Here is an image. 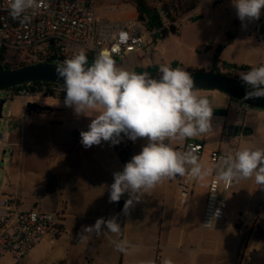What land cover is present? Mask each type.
Segmentation results:
<instances>
[{"label":"crops","instance_id":"crops-1","mask_svg":"<svg viewBox=\"0 0 264 264\" xmlns=\"http://www.w3.org/2000/svg\"><path fill=\"white\" fill-rule=\"evenodd\" d=\"M256 21V26L264 22V14L262 19ZM257 39L264 45L260 36ZM212 93L216 92H210L205 97L213 108L212 135H215L216 144L220 146L222 142L228 144L233 137L231 128L244 126L237 123L234 101L226 98L225 94ZM66 112L59 109L54 113L33 114L26 113L23 108L17 126L11 133L3 132L0 135V176H5L0 195L9 196L21 209L39 208L58 212L61 224L59 239L68 234L76 238L82 226L94 224L99 217L107 219L117 215L118 203L108 202L109 194L105 185L113 182L112 174L121 171L124 164L139 153L146 143L143 138L132 142L123 137L114 146L110 142H102L86 149L71 133L74 130L86 131L91 118L98 112L89 111L87 116ZM226 131L227 137H224ZM207 136L193 140L172 139L168 142L177 149L185 141H199L205 148ZM210 144V147L215 146L213 142ZM6 150L9 151L7 156ZM121 151H124L122 156ZM204 159L206 162V157L201 162ZM238 182H232L230 194L237 192ZM195 190L194 183L192 196L185 203H180L174 178H165L145 194L142 202L136 204L129 215H122L119 234L92 235L84 243L92 246L101 264H153L155 259L157 264H162L165 259H171L173 264H201L203 250L200 248L205 236L219 227L211 230L200 228L203 202L199 200L196 202L195 217L203 234L200 238H194L187 233L185 212L191 205ZM125 199L127 196L121 199L123 205ZM238 215L226 214V217L232 218L225 221V217L221 228L232 231ZM113 240H126L127 251L116 250L111 242ZM42 242L30 251L25 263ZM79 255L77 261L72 259L66 263L89 264L88 257Z\"/></svg>","mask_w":264,"mask_h":264},{"label":"clouds","instance_id":"clouds-1","mask_svg":"<svg viewBox=\"0 0 264 264\" xmlns=\"http://www.w3.org/2000/svg\"><path fill=\"white\" fill-rule=\"evenodd\" d=\"M42 0H7L8 16L23 24L41 9ZM242 26L259 20L264 0H231ZM31 14V15H30ZM122 36L126 34L122 33ZM115 51V49H113ZM55 73L63 79L64 105L75 115L98 112L86 131H80V143L88 149L102 142L117 145L123 137L132 142L145 139L139 153L114 172L113 182L105 185L108 202L125 199L122 214L127 216L145 194L165 178L190 175L203 180L213 169L205 168L195 151H179L168 141L189 139L214 132L213 108L205 96L198 94L193 75L181 67L159 66V76L147 71L138 73L118 66L108 51H101L89 65L83 48L59 62ZM245 87V99L264 98V64L238 74ZM220 180L238 182L254 178L264 188V148H244L222 157L215 166ZM219 213V210H217ZM119 216L99 217L77 233L79 242L90 236L119 234ZM120 252L127 251L126 240L111 241ZM162 264H173L165 259Z\"/></svg>","mask_w":264,"mask_h":264},{"label":"rangeland","instance_id":"rangeland-1","mask_svg":"<svg viewBox=\"0 0 264 264\" xmlns=\"http://www.w3.org/2000/svg\"><path fill=\"white\" fill-rule=\"evenodd\" d=\"M155 2L156 0H147V4L151 7L155 6ZM95 6L97 15L109 20L136 19L134 0H95ZM263 14L264 10L260 19ZM256 23V20L245 22L242 26L235 9L231 6V0H200L194 11L178 20L177 32L174 35L158 39L157 31L148 30L143 23L142 46L126 47L124 55L115 61L118 66L128 70L138 73L153 71L155 74L159 73V66L162 64L190 71L205 69L211 65L214 71L229 74L239 80V73L264 64V45H261L257 39ZM6 63L12 69L20 65L18 61L3 58V64ZM33 89L35 92L32 91L29 83L12 87L7 97L5 90L0 92V101H3L0 110V135L3 132L11 133L17 126L23 108L26 111V103L48 107L26 113L48 114L61 109L66 110L67 114L75 115L72 108L64 105V100L58 99V94L64 93L61 87ZM47 90L53 92L54 97L45 96L44 92ZM210 92H216L212 94L221 96L223 94L218 91L198 90L200 96H207ZM224 96L231 101L235 100L227 95ZM246 110L245 113L236 110L237 123L243 125L249 134L233 136L228 144L222 142L220 146L216 144L215 135L197 136L201 138L207 136L204 158L209 151L217 148L227 155L244 148H264V110L255 108ZM223 135L227 137V131ZM189 139L193 140V138ZM210 142H213V145L215 143V146L210 147ZM8 153L9 151L6 150L5 156ZM201 164L209 168L205 159ZM208 177L209 175L203 180L191 177L196 190L191 205L185 212V226L187 233L194 238H200L203 234L197 225L195 210L197 201L200 200L204 204ZM4 178L5 176H0V186ZM224 199L228 205L226 214L230 213L233 216L234 213H239L237 223L232 231L221 228L223 224L220 223L218 229L207 233L200 248L203 250L201 264H264V188H259L254 178L242 179L238 182L237 192L233 195L230 193L225 195ZM230 218L232 217L227 216L225 221H229ZM60 227L59 223L53 236L54 242L44 240L36 252L29 255L26 264H64L72 259L77 261L76 257L79 254L88 257L89 264H101L100 257L93 253L90 244L81 243L77 237L69 234L59 239ZM194 249L197 251L198 247L195 245ZM7 263L8 259L0 261V264Z\"/></svg>","mask_w":264,"mask_h":264},{"label":"built area","instance_id":"built-area-1","mask_svg":"<svg viewBox=\"0 0 264 264\" xmlns=\"http://www.w3.org/2000/svg\"><path fill=\"white\" fill-rule=\"evenodd\" d=\"M143 31L142 24L135 18L109 20L98 16L95 0H42L39 13L23 24L8 16L7 0H0V52L4 58L27 65L58 64L81 48L85 50L89 64L101 51H108L116 60L124 55L126 47L142 46ZM2 65L3 60L0 61ZM10 90H5L6 97ZM234 107L243 112L249 108L236 100ZM189 149L196 152L201 162L204 144L185 141L177 148L179 151ZM225 156L227 154L217 149L206 156V163L213 172L206 184L200 218L202 230L215 228L226 217L224 196L231 191L232 182L220 180L215 172V166ZM174 180L179 201L185 203L193 194L194 182L187 174ZM59 223L58 212L21 209L9 196L0 195V261L8 259L7 264H26V257L36 245L44 240L54 242Z\"/></svg>","mask_w":264,"mask_h":264},{"label":"water","instance_id":"water-1","mask_svg":"<svg viewBox=\"0 0 264 264\" xmlns=\"http://www.w3.org/2000/svg\"><path fill=\"white\" fill-rule=\"evenodd\" d=\"M257 34L264 42V22L257 27ZM57 64H31L16 69L4 70L0 68V92L12 87L32 83L47 82L63 85V79L57 77L55 67ZM193 75L198 90L218 91L235 99L236 101L248 106L249 108L264 110V98L245 99V87L240 80L221 73L209 72L206 70L188 71ZM3 101H0V110ZM27 112L40 109H48V107H39L34 104L26 103ZM247 129L243 131L246 134Z\"/></svg>","mask_w":264,"mask_h":264},{"label":"trees","instance_id":"trees-1","mask_svg":"<svg viewBox=\"0 0 264 264\" xmlns=\"http://www.w3.org/2000/svg\"><path fill=\"white\" fill-rule=\"evenodd\" d=\"M200 0H156V4L154 7H151L147 4V0H134L135 2V12H136V20L139 21L142 25L143 23L146 24L148 30L154 29L157 31V38L163 39L167 35H174L177 32V22L178 20L184 16L187 13H190L194 11L198 5ZM196 19V18H194ZM4 56L3 53L0 52V61L3 60ZM92 61L90 62V64ZM89 64V65H90ZM175 64V63H174ZM27 64L20 63V65L17 67H22ZM1 69L9 70L12 69L9 64H3L0 66ZM152 69H149L151 71ZM189 71V69H186ZM200 70H206L209 72H216L212 69V66L207 67L205 69ZM150 74L153 77H158L159 73L155 74V72L151 71ZM222 74V73H221ZM227 76H231L229 74H224ZM232 77V76H231ZM32 86V91H34L33 88H42V87H54V88H64L62 85L53 84V83H47V82H32L30 83ZM45 93V96L48 97H54L53 92L50 90H47ZM65 93L58 94V99L64 100ZM80 131L74 130L72 131V136L80 140ZM121 156L124 154V151H121ZM122 161H125L124 157H121ZM178 178V176L175 177V179ZM122 209H123V203L120 200L118 202L117 206V215L119 216V223L122 222ZM153 264H157L156 259L154 260Z\"/></svg>","mask_w":264,"mask_h":264},{"label":"flooded vegetation","instance_id":"flooded-vegetation-1","mask_svg":"<svg viewBox=\"0 0 264 264\" xmlns=\"http://www.w3.org/2000/svg\"><path fill=\"white\" fill-rule=\"evenodd\" d=\"M245 130V127H238V128H235V129H230L231 131V135L233 136H242L244 135L243 134V131ZM228 131V130H227ZM228 133V132H227ZM249 133V132H246V134Z\"/></svg>","mask_w":264,"mask_h":264}]
</instances>
